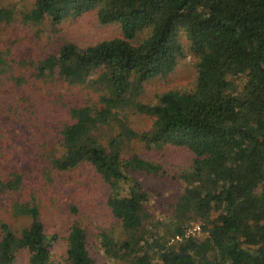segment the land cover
Returning <instances> with one entry per match:
<instances>
[{"label": "trees", "instance_id": "obj_1", "mask_svg": "<svg viewBox=\"0 0 264 264\" xmlns=\"http://www.w3.org/2000/svg\"><path fill=\"white\" fill-rule=\"evenodd\" d=\"M88 12L117 24L122 35L87 46L60 36L52 51L13 59L29 67L25 76L0 58L6 79L17 76L8 95L10 126L0 139L24 121L32 133L22 143L31 145L24 148L34 161L30 170L13 166L11 158L24 157L18 147L0 164V192L11 196L7 216L0 212V264H16L21 254L27 264H96L79 221L64 236L46 228L39 205L46 186L24 194L37 167L40 180L53 185L55 174L86 165L115 188L108 206L120 229L99 237L118 264H264V0H34L19 12L0 6V27L48 23L61 34L64 21ZM189 56L196 63L190 86L144 100L147 82L170 76ZM62 82L77 92L54 93ZM141 116L152 119L148 129L133 125ZM134 142L162 156L172 148L192 153L176 176L180 193L155 200L150 188L131 182L138 174H165L161 161L141 156ZM14 147L0 142L7 152ZM20 219L28 222L17 226ZM199 222L205 236L187 235ZM61 239L60 260L54 248Z\"/></svg>", "mask_w": 264, "mask_h": 264}, {"label": "rangeland", "instance_id": "obj_2", "mask_svg": "<svg viewBox=\"0 0 264 264\" xmlns=\"http://www.w3.org/2000/svg\"><path fill=\"white\" fill-rule=\"evenodd\" d=\"M34 0H0V6L13 5L16 10L22 11L24 6H29ZM61 34H56L51 30L48 23L42 25H25L24 22H17L13 24L12 28L0 27V58L7 60L5 64L6 68L14 66L15 74H22L25 76L29 67H24L23 70L20 66L13 65V59L19 61L23 56L33 54L39 56L52 51L56 48L60 40V36H65L68 40L77 42L81 46H87L96 43L101 40L113 39L120 37L122 32L117 24H102L100 23L96 12H88L84 15L68 19L61 25ZM141 34L140 36H142ZM17 54V55H16ZM13 55V56H12ZM20 58V59H19ZM6 73L1 72L0 64V79H4L1 82L3 91L0 93L2 99H0V131L4 126H10L7 123L10 113L7 111L8 106L12 100L8 98V95H12L16 87V77L6 79ZM196 76V63L192 56H189L181 62L176 71L170 76L163 79H154L146 83L144 100H156L157 95L171 88H181L190 86ZM11 79V80H10ZM30 84H39L36 79L29 81ZM59 84V85H58ZM51 90L54 93L60 92L65 98L71 97L72 92H77V88L70 89L65 82L58 83ZM1 85V86H2ZM19 89V88H18ZM44 88L42 87L41 90ZM68 90V91H67ZM53 93V92H52ZM42 94L38 93L36 101L32 102L33 105H38L39 98ZM47 101L53 100L52 95H46ZM0 97V98H1ZM74 97V96H73ZM49 98V99H48ZM68 100V99H66ZM46 102V101H45ZM56 111V110H55ZM57 113V112H56ZM34 121H37L36 115H33ZM12 122H15L16 120ZM11 122V123H12ZM152 124V119L148 116L133 117V125L138 130H145ZM15 129L13 132H6L8 135L2 136L0 142H6L7 144H14V150L7 152L5 149H0V164L6 165L5 157L12 155V152H17L18 147L23 151V159L14 160L11 158L10 162L13 166L20 165L24 169H33V158L31 157V148H24L25 146H31L28 142L23 144L22 138L25 136V132L28 131L27 139L31 138L32 131L25 125L24 121H16L13 125ZM37 127V125L31 126V128ZM133 145L137 148L138 153L151 160L161 161L163 164V170L165 174L161 177L146 176L142 174L136 175L132 178L131 182L138 181L146 188H150L153 194V198L156 200L159 193L178 194L182 191L183 184L176 177L178 171L185 164L189 163L191 152L186 149H168L167 154L162 156L161 154L151 153L145 151L143 147L134 142ZM37 163V161L35 162ZM40 167L36 170L29 171L25 185V193H28L27 198L30 197V192L33 187L46 186L42 189L41 198L39 199V205L42 211V217L45 221L46 228L49 232L58 233L64 236L69 229V226L74 221H79L83 227L87 228L90 234V240L92 243L91 249L97 256L96 264H118L116 261L110 259L101 246V237L103 231L116 232L120 229L119 224L113 218L112 212L108 206V199L113 193L115 188L111 187L102 176L91 165L81 166L77 170L65 175L57 173L55 182L41 179L39 174ZM124 187L127 186L122 183ZM47 189V191L45 190ZM126 192V191H125ZM11 196L0 192V212L5 216L3 205L7 204ZM76 208V211H72ZM0 213V214H1ZM160 215V214H159ZM161 218V217H159ZM28 221L23 222L19 220L16 222L17 226L26 225ZM193 232L199 235L201 238L205 236L202 232L201 222L190 226ZM120 234V231H119ZM64 241L61 239L55 246V259H62L61 255L64 252ZM27 256L21 254L18 256L16 264H27Z\"/></svg>", "mask_w": 264, "mask_h": 264}, {"label": "built area", "instance_id": "obj_3", "mask_svg": "<svg viewBox=\"0 0 264 264\" xmlns=\"http://www.w3.org/2000/svg\"><path fill=\"white\" fill-rule=\"evenodd\" d=\"M186 233H187V235L195 234V233L193 232V229H192V228H189L188 231H187ZM177 238H180V237L178 236Z\"/></svg>", "mask_w": 264, "mask_h": 264}]
</instances>
